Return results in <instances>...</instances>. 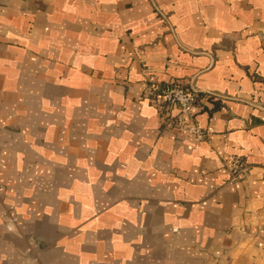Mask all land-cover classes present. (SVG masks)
<instances>
[{
	"label": "crops",
	"instance_id": "0c3cea01",
	"mask_svg": "<svg viewBox=\"0 0 264 264\" xmlns=\"http://www.w3.org/2000/svg\"><path fill=\"white\" fill-rule=\"evenodd\" d=\"M0 264H264V0H0Z\"/></svg>",
	"mask_w": 264,
	"mask_h": 264
},
{
	"label": "built area",
	"instance_id": "2783aa9c",
	"mask_svg": "<svg viewBox=\"0 0 264 264\" xmlns=\"http://www.w3.org/2000/svg\"><path fill=\"white\" fill-rule=\"evenodd\" d=\"M144 97L158 109L167 127L187 130L199 140H204L212 133L195 123L192 109L200 99V94L195 90L177 83H154L148 85ZM173 110H177V115L171 118L170 113ZM247 168L242 159L235 158L228 165V172L231 179L237 181Z\"/></svg>",
	"mask_w": 264,
	"mask_h": 264
}]
</instances>
